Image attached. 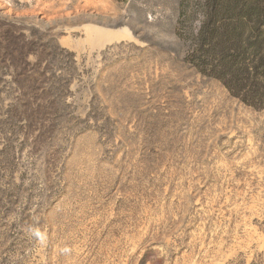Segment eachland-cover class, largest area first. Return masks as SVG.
<instances>
[{
	"label": "rangeland",
	"instance_id": "rangeland-1",
	"mask_svg": "<svg viewBox=\"0 0 264 264\" xmlns=\"http://www.w3.org/2000/svg\"><path fill=\"white\" fill-rule=\"evenodd\" d=\"M179 3L0 0V264H264V112L183 61Z\"/></svg>",
	"mask_w": 264,
	"mask_h": 264
},
{
	"label": "trees",
	"instance_id": "trees-1",
	"mask_svg": "<svg viewBox=\"0 0 264 264\" xmlns=\"http://www.w3.org/2000/svg\"><path fill=\"white\" fill-rule=\"evenodd\" d=\"M193 5L199 17L194 31L189 0L179 3L175 34L186 45L183 61L244 106L264 112V0H196Z\"/></svg>",
	"mask_w": 264,
	"mask_h": 264
},
{
	"label": "bare ground",
	"instance_id": "bare-ground-1",
	"mask_svg": "<svg viewBox=\"0 0 264 264\" xmlns=\"http://www.w3.org/2000/svg\"><path fill=\"white\" fill-rule=\"evenodd\" d=\"M78 29L84 33L86 39L85 42L89 43L92 50L95 51H100L113 44L115 45L124 40L132 39V34L125 27L119 29H109L97 25L85 24ZM62 43L67 44V40L63 39Z\"/></svg>",
	"mask_w": 264,
	"mask_h": 264
}]
</instances>
